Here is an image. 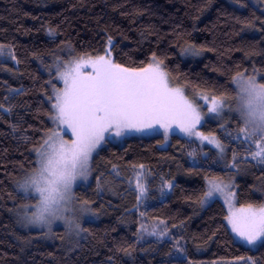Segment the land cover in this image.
I'll return each instance as SVG.
<instances>
[{
	"label": "trees",
	"instance_id": "16d2710c",
	"mask_svg": "<svg viewBox=\"0 0 264 264\" xmlns=\"http://www.w3.org/2000/svg\"><path fill=\"white\" fill-rule=\"evenodd\" d=\"M0 47L14 57L0 54V264H264V241L241 244L222 202L201 207L208 178L234 179L239 206L264 204V162L243 157L253 146L237 123L196 130L216 134L236 168L219 166L198 136L107 140L91 182L77 188L104 216L85 224L72 252L22 229L10 211L16 185L37 165L34 149L54 128L52 88L66 63L105 53L128 69L156 61L190 95L232 101L237 75L264 84V0H0Z\"/></svg>",
	"mask_w": 264,
	"mask_h": 264
},
{
	"label": "snow or ice",
	"instance_id": "6c2138e0",
	"mask_svg": "<svg viewBox=\"0 0 264 264\" xmlns=\"http://www.w3.org/2000/svg\"><path fill=\"white\" fill-rule=\"evenodd\" d=\"M90 63L91 74L81 75L79 62L71 72L61 73L65 87L55 95L54 119L58 127L65 126L62 129L65 134L70 130L72 139L64 140L59 132H51L41 149L37 150L39 167L36 174L20 186L25 192L34 190L41 203L55 202L57 198L72 199L74 183L77 179L88 177V162L92 153L113 134V130L119 137L127 130L143 131L154 125L167 132L176 124L187 135L198 136L224 151L214 136L196 131L201 121L199 109L182 89L169 87L166 74L160 71L158 63L140 70L128 69L115 64L106 55L97 56ZM245 83L248 100L244 107L251 115L255 102L264 100V85H258L254 79ZM221 108V100L213 97L208 111L219 114ZM260 118L264 120V113ZM244 123L245 127L240 131L245 133L246 140L251 141L259 135L264 141V126L245 119ZM256 149L251 153L252 157L264 162V143H257ZM209 185L204 201L216 192H223L219 183L209 181ZM137 188L143 195L144 185L138 182ZM228 220L232 230L247 243L254 244L264 239V207L241 209Z\"/></svg>",
	"mask_w": 264,
	"mask_h": 264
},
{
	"label": "rangeland",
	"instance_id": "374dc122",
	"mask_svg": "<svg viewBox=\"0 0 264 264\" xmlns=\"http://www.w3.org/2000/svg\"><path fill=\"white\" fill-rule=\"evenodd\" d=\"M0 54L4 58L12 59V60L14 59L13 52L10 48L0 47ZM101 55H106L109 59L113 61L112 56L109 53L85 56V57H80V58L71 60L70 62L66 63V65L60 71L57 72L56 80L61 84V86L60 87L53 86L52 88L54 101L52 102L51 120L54 123V128L50 130V132L45 136L44 140L53 131L59 132L60 136L64 140L72 139L70 130H68L67 134H65V131L62 130L65 128V126L60 125L58 127L57 126L58 122L54 119L56 115V110L53 107V105L55 103L56 92L58 90L62 91L65 87L64 80L61 78L60 74L71 72V70L76 67L77 62L81 64L79 68V72L81 75L91 74L93 73V69L91 67L90 61L95 59L97 56H101ZM157 63L158 62L153 61L151 64L155 65ZM159 69L160 71L166 74V79L168 81L169 87L182 89L184 95L199 109L201 113V121L196 126V130L197 128H199L200 126H202L208 121H217L220 127L222 128H226L228 124H232V123H237L240 129L244 128L245 123H244V119L241 117V111L245 108L244 106L246 104V101L248 100V95L246 92V89L248 86L245 83V81L248 79H254L258 85H264L263 83L259 82L258 77L255 75H247L244 73L237 75L233 80V84H234L235 92H236L235 99L230 101L228 99L218 98L221 100L222 108L219 114H213L208 111V107L211 106V100L213 96L203 93V92H198L193 95H190L185 87L176 85L170 80L168 73L160 64H159ZM237 81H240V82L237 83ZM205 97H207V99H205ZM262 108H264V100L257 101L255 102L253 112H256ZM156 134H159V135L162 134L166 137L163 143L165 145L170 142V137L173 134L189 136L186 133L182 132L176 124H173L171 128L167 130V132L165 131L164 128L160 127L159 125H154L153 128L145 129L143 131L127 130L119 137L115 136L114 130H113V134L108 136L107 140H110L114 143H121L126 139L145 138V137L156 135ZM207 136L209 137L214 136L223 146L224 151L221 152V150L217 148L214 143H210L209 141L205 140L206 143H208L211 147H213L217 151L219 157L222 159L221 161L223 162V164L218 163V165L236 168V166H234L233 164H229L227 162L226 144L223 141H221L220 138L216 134H209ZM242 139L247 141L249 144L253 146V150L250 153H243V157L246 160L261 161L260 158L254 159L251 154L252 152L257 150L256 149L257 143H264V141L261 140L260 136L257 135L253 137L251 141H249L245 139V133H242ZM44 140L39 146H37L34 149V154L36 156V161H37L36 167L33 170L25 173L24 176L19 181V183L16 185L17 186L16 193L18 194V198H16V200L14 201V205L10 208V211L13 214L14 218L17 220L18 225L22 229L26 231L40 232L41 233L40 238L42 240L57 244L58 246L66 249L67 251L72 252L78 247L79 243L82 240H84L86 237L85 224L90 221H98L104 216L102 212H98L97 210H95L89 203L78 199L77 188L81 185H88L91 182L92 180V174H91L92 159L94 155L100 149H102L103 146H105V143L107 140L102 142V144L92 153V156L90 157L89 162H88V170H89L88 177L86 179H77V181L74 183L73 189H72V199H68L67 197H65V199L61 200L57 198L55 202H49L47 204L41 203V201L39 200L38 194L35 193L34 190L29 189L27 192H25L20 187L21 184H23L29 177L36 174V171L39 167V163H38L39 155H38L37 150L41 149V146L43 145ZM237 157H240V156H237ZM209 181H214L216 183H219L221 187L223 188V192L214 193L213 196L210 197L207 201H204V197H203L202 201L204 202L201 201V207L206 208L213 201L219 200L226 207V210L228 213L227 223L232 233L234 234L235 238L241 244L248 246V247H256L259 244H261L264 241V239L258 240L254 244H249L242 237L238 236L237 233H235L232 230V226L229 223L228 217H230L233 213H239L241 209H248L250 206L253 209H259L261 207H264V204L239 206L237 204V196H236L234 179L208 178L206 192L208 191V188L210 186ZM138 182L142 184L141 176H137V178L135 179V184H137ZM229 193L231 194V196H229ZM35 210L38 213L49 212V213L64 215V217L69 222L78 224L79 227L69 230L68 225L65 223V219H58L54 221L50 226H35V225L25 223L22 220V217L31 215ZM141 227L142 226H140V228ZM211 264H255V263L251 257H245V258L233 259L231 260L230 263H228L227 260H218Z\"/></svg>",
	"mask_w": 264,
	"mask_h": 264
},
{
	"label": "clouds",
	"instance_id": "9594fccd",
	"mask_svg": "<svg viewBox=\"0 0 264 264\" xmlns=\"http://www.w3.org/2000/svg\"><path fill=\"white\" fill-rule=\"evenodd\" d=\"M242 112L244 113L243 118L245 120H250L255 125L264 126V120H261L260 118L261 113H264V108L256 112H253L251 115H249L248 110L246 108H244ZM58 219H65V223L68 225L69 230H72L73 228H78V224L69 222L64 217V215H59V214H54V213H49V212L38 213L35 210L31 215L22 217V220L25 223L35 225V226H50L54 221Z\"/></svg>",
	"mask_w": 264,
	"mask_h": 264
}]
</instances>
